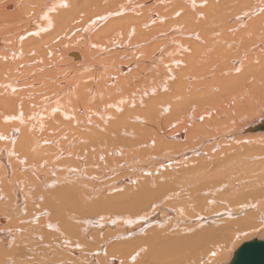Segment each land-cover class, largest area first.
<instances>
[{
    "label": "bare ground",
    "instance_id": "6f19581e",
    "mask_svg": "<svg viewBox=\"0 0 264 264\" xmlns=\"http://www.w3.org/2000/svg\"><path fill=\"white\" fill-rule=\"evenodd\" d=\"M263 213L264 0H0V264H217Z\"/></svg>",
    "mask_w": 264,
    "mask_h": 264
},
{
    "label": "water",
    "instance_id": "95a60500",
    "mask_svg": "<svg viewBox=\"0 0 264 264\" xmlns=\"http://www.w3.org/2000/svg\"><path fill=\"white\" fill-rule=\"evenodd\" d=\"M236 264H264V239L244 243L235 253Z\"/></svg>",
    "mask_w": 264,
    "mask_h": 264
},
{
    "label": "rangeland",
    "instance_id": "374dc122",
    "mask_svg": "<svg viewBox=\"0 0 264 264\" xmlns=\"http://www.w3.org/2000/svg\"><path fill=\"white\" fill-rule=\"evenodd\" d=\"M72 50H77V49H71V50H69L68 52H72ZM80 51V50H79ZM68 52H66L65 54H66V57H67V53ZM67 64L69 65V67L70 68H72L71 66H70V60H69V58L67 57ZM260 213H262V212H260ZM263 219H264V213H263ZM251 231V232H250ZM250 231H248L247 233L245 232V234L243 235L242 234V236L240 235V236H238L237 238H232L231 236L226 240V242L224 243V245L226 246V249L228 250L229 249V251H227L226 250V255L220 260V261H218L219 263H217V264H221V262L222 263H224V262H227V260H229L228 258L230 257H232V255H230V254H233V251L232 250H235L238 246H240L241 244H242V242H245V241H247V240H250V239H252V238H254V237H258V238H261V239H264V232H263V230L261 231L260 230V233H259V231H256V230H254V231H252V230H250ZM256 231V232H255ZM263 233V234H262ZM263 235V236H262ZM242 237V238H241ZM236 239V240H235ZM232 242V243H231ZM231 244L233 245V246H231ZM213 246V247H212ZM212 246H210L211 247V250H217L216 248H215V246L214 245H212ZM232 248V249H231ZM205 257V256H204ZM226 257V258H225ZM228 257V258H227Z\"/></svg>",
    "mask_w": 264,
    "mask_h": 264
}]
</instances>
